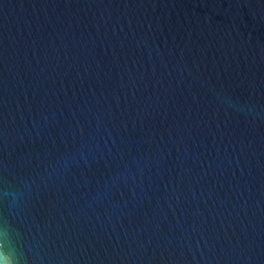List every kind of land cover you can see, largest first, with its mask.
I'll return each mask as SVG.
<instances>
[{"label":"water","instance_id":"water-1","mask_svg":"<svg viewBox=\"0 0 264 264\" xmlns=\"http://www.w3.org/2000/svg\"><path fill=\"white\" fill-rule=\"evenodd\" d=\"M0 179L29 264H264V0H0Z\"/></svg>","mask_w":264,"mask_h":264},{"label":"clouds","instance_id":"clouds-1","mask_svg":"<svg viewBox=\"0 0 264 264\" xmlns=\"http://www.w3.org/2000/svg\"><path fill=\"white\" fill-rule=\"evenodd\" d=\"M76 162L74 155H68L52 167L67 169ZM25 198L22 182L12 184L0 179V207L6 211L0 213V264H29V257L21 239V233L13 220Z\"/></svg>","mask_w":264,"mask_h":264}]
</instances>
